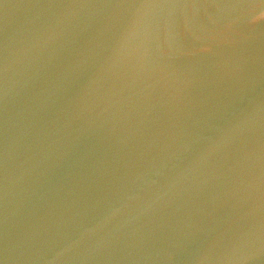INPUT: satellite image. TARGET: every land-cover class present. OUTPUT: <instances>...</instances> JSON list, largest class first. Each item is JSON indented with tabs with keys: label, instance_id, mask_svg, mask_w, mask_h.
Returning a JSON list of instances; mask_svg holds the SVG:
<instances>
[{
	"label": "water",
	"instance_id": "1",
	"mask_svg": "<svg viewBox=\"0 0 264 264\" xmlns=\"http://www.w3.org/2000/svg\"><path fill=\"white\" fill-rule=\"evenodd\" d=\"M0 264H264V0H0Z\"/></svg>",
	"mask_w": 264,
	"mask_h": 264
}]
</instances>
